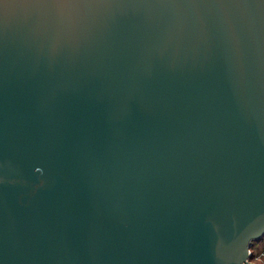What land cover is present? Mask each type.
Listing matches in <instances>:
<instances>
[{"label": "water", "instance_id": "obj_1", "mask_svg": "<svg viewBox=\"0 0 264 264\" xmlns=\"http://www.w3.org/2000/svg\"><path fill=\"white\" fill-rule=\"evenodd\" d=\"M264 0H0V264H254Z\"/></svg>", "mask_w": 264, "mask_h": 264}, {"label": "rangeland", "instance_id": "obj_2", "mask_svg": "<svg viewBox=\"0 0 264 264\" xmlns=\"http://www.w3.org/2000/svg\"><path fill=\"white\" fill-rule=\"evenodd\" d=\"M251 251L254 256L251 258L250 262L254 264H264V238L259 242H255Z\"/></svg>", "mask_w": 264, "mask_h": 264}, {"label": "built area", "instance_id": "obj_3", "mask_svg": "<svg viewBox=\"0 0 264 264\" xmlns=\"http://www.w3.org/2000/svg\"><path fill=\"white\" fill-rule=\"evenodd\" d=\"M254 256V254H253V252L251 251V258ZM250 261H251V259H250Z\"/></svg>", "mask_w": 264, "mask_h": 264}]
</instances>
